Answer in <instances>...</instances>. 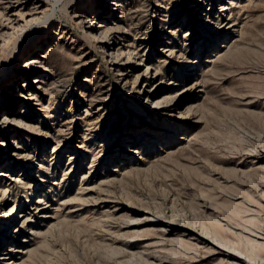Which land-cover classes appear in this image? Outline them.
I'll return each instance as SVG.
<instances>
[{
  "label": "rangeland",
  "instance_id": "obj_1",
  "mask_svg": "<svg viewBox=\"0 0 264 264\" xmlns=\"http://www.w3.org/2000/svg\"><path fill=\"white\" fill-rule=\"evenodd\" d=\"M54 1L0 0V264H264V0Z\"/></svg>",
  "mask_w": 264,
  "mask_h": 264
},
{
  "label": "bare ground",
  "instance_id": "obj_2",
  "mask_svg": "<svg viewBox=\"0 0 264 264\" xmlns=\"http://www.w3.org/2000/svg\"><path fill=\"white\" fill-rule=\"evenodd\" d=\"M45 1V0H44ZM60 1H62V0H60ZM68 1H70V0H68ZM55 2V1H54ZM56 2H57V0H56ZM56 2H55V5H57L56 4ZM59 2V1H58ZM62 3V2H61ZM54 5V4H53ZM53 5H51V6H53ZM53 9V8H52ZM52 11V10H51ZM54 11V10H53ZM52 13V12H51ZM54 13V12H53ZM54 15V14H53ZM52 16V15H51ZM94 24V21H91L90 22V25L87 27V29H88V31H87V34H88V38L89 39H91V40H95V41H98V42H101L102 40H101V38H103V36L101 35L102 33H99V31H96V26L95 25H93ZM89 29H90V31H89ZM104 46V45H103ZM102 46V51H103V53H105V51H104V47ZM106 53H107V55H106V58H108L109 60H111V58H112V56L114 55V53H113V51H112V48H110L109 46H107V51H106ZM115 59H117V58H114V60ZM111 62L113 63V64H118V62H116V61H112L111 60ZM31 63V62H30ZM29 63V64H30ZM28 64V65H29ZM117 75H122L121 73H119V74H117ZM22 240H24V239H22ZM25 241V240H24ZM26 242V241H25ZM214 244V246H215V243H213ZM217 246V245H216ZM219 246V245H218ZM217 246V247H218ZM21 248V247H20ZM23 248V247H22ZM221 249V248H220ZM225 250V249H224ZM17 251V250H16ZM18 251H20V250H18ZM216 251H218V250H216ZM215 251V252H216ZM220 252V251H219ZM218 252V253H219ZM225 252H227V251H225ZM230 253V252H229ZM227 254V253H226ZM153 258V257H152ZM160 262V261H159ZM8 263V262H7ZM146 263H148V262H146ZM150 264H151V262H149ZM15 264V263H14ZM158 264V263H157Z\"/></svg>",
  "mask_w": 264,
  "mask_h": 264
}]
</instances>
